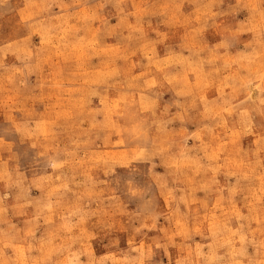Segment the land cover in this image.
<instances>
[{
    "label": "rangeland",
    "instance_id": "obj_1",
    "mask_svg": "<svg viewBox=\"0 0 264 264\" xmlns=\"http://www.w3.org/2000/svg\"><path fill=\"white\" fill-rule=\"evenodd\" d=\"M0 264H264V0H0Z\"/></svg>",
    "mask_w": 264,
    "mask_h": 264
}]
</instances>
